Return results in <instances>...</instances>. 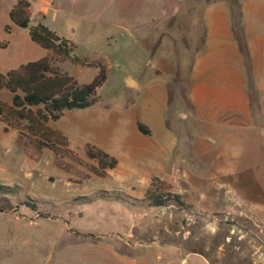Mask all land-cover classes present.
<instances>
[{
	"label": "rangeland",
	"instance_id": "rangeland-1",
	"mask_svg": "<svg viewBox=\"0 0 264 264\" xmlns=\"http://www.w3.org/2000/svg\"><path fill=\"white\" fill-rule=\"evenodd\" d=\"M16 1L0 0V72L52 54L11 21ZM31 1L34 16H42L40 6H49L46 24L71 39L77 55L102 63L106 80L95 104L50 121L67 134L77 155L76 161L62 158L73 173L57 164L49 148L41 159H31L18 130L5 131L0 118V184L7 187L0 190V264H65V257L97 255L111 244L130 256L139 252L154 261L149 264H222L217 259L227 258L229 264H264V235L257 233L254 214L234 205L242 202L239 208L250 209L264 189L263 183L238 181L239 160L245 162L240 148L247 150L251 165L244 173L255 181L260 169L254 165L264 163V150H257L263 139L239 128L236 119L227 123L217 102L212 114L198 112L190 86L195 63H210L213 79L207 80L216 99L227 88L230 97L239 98L241 75L253 86L251 51L260 31L254 0ZM259 19L264 30V12ZM55 65L81 84L101 69L70 60ZM227 78L229 87L220 85ZM12 97L7 88L0 90V99L11 102ZM138 122L151 134H144ZM89 145L121 163L106 177L94 174L91 168L98 162L87 156ZM128 176L149 181L133 184L143 199L156 187L181 194L184 203L170 200L153 207L130 198L123 188L129 191L131 185L122 183ZM102 189H119L135 207L95 198ZM29 199L37 202L36 209L24 203ZM242 250L246 254L237 263Z\"/></svg>",
	"mask_w": 264,
	"mask_h": 264
},
{
	"label": "trees",
	"instance_id": "trees-1",
	"mask_svg": "<svg viewBox=\"0 0 264 264\" xmlns=\"http://www.w3.org/2000/svg\"><path fill=\"white\" fill-rule=\"evenodd\" d=\"M9 16L14 24L28 29L32 40L51 49L52 54L0 72V90L7 88L13 93L11 102L0 99V118L5 123L4 130H18L19 141L31 159H41L45 148H49L56 154L57 164L73 173V166L63 162L62 158L70 157L76 161L77 155L70 146L68 136L61 129L53 127L50 121L59 120L66 110L95 104L98 101L97 92L106 80V69L102 63H92L77 55L71 39L61 36L45 22L35 21L31 0H17ZM6 29L7 32L10 30L9 24ZM65 60L92 64L101 69L92 81L81 84L74 75L55 65L56 61ZM138 127L144 134H151L145 123L138 122ZM87 156L97 160L98 164L91 168V172L101 177H106L107 170L118 164L116 156L96 145L88 146ZM3 188L7 187L0 184V190ZM111 194L102 190L95 197L109 198ZM88 198L84 196V199ZM144 200L153 207L164 206L170 200L184 203L181 194L166 193L156 187L148 189ZM24 203L34 209L38 207L33 199Z\"/></svg>",
	"mask_w": 264,
	"mask_h": 264
},
{
	"label": "crops",
	"instance_id": "crops-1",
	"mask_svg": "<svg viewBox=\"0 0 264 264\" xmlns=\"http://www.w3.org/2000/svg\"><path fill=\"white\" fill-rule=\"evenodd\" d=\"M33 6V4H32ZM48 7L47 5H42L39 8V13L42 14V16H34L35 21H43L46 23V20L49 17L48 13ZM264 12V8L262 9V3L260 0H254V23L256 25H259L260 31L256 32L254 34V46L252 48V68L254 69L253 73V86L249 87L247 85V80L246 77L244 76H239V85H238V96L235 98L230 97V88H227V93L220 95L217 99L214 96V89H213V84L207 80V79H213V77H208L210 74V69L209 65L210 63H195L192 64L190 71H191V77H190V86L192 88V96L193 100L196 103V109L198 112L201 114L205 115H210L213 113L214 108H215V103L221 105L217 109L220 114H222L224 117L227 119V123H231L232 119H236L234 121L238 122V127L245 129V130H253V134L257 136V138L263 139V142L260 143L258 146L257 150L261 151L264 150V30H261L260 26L262 23L260 22V19L262 14ZM263 27V25H262ZM203 73V76L201 75ZM132 83L137 85L136 81L132 79ZM222 80V79H221ZM212 81V80H211ZM220 85L224 87H229L230 84H228V78L220 81ZM253 90V99H251L250 94ZM226 92V90H224ZM223 92V93H224ZM238 102V103H237ZM232 105V106H231ZM231 110L233 111L231 114ZM197 112V113H198ZM222 112V113H221ZM231 119V120H230ZM236 122H233L236 124ZM65 133V132H64ZM66 134V133H65ZM67 135V134H66ZM69 138V137H68ZM241 152L239 153V158L244 156L245 162L239 160V177L238 181L239 183L242 182L243 184L246 182V185L252 184V183H263L264 184V163H255L254 166H257L260 170L255 171V181H251V175H245L244 169H251L249 166L250 162L248 160V157L244 149L240 148ZM244 153V155H243ZM118 159V164L121 163L119 158ZM248 162V163H247ZM263 175V176H261ZM260 176L263 177L260 179ZM144 184H149V181L144 179H132L131 176L127 177V182H122L123 184H130V190L128 191V188H123V190L126 191V194L130 196V198H137L140 200H144L141 194H136L134 192L135 186L133 184L139 183L140 181ZM105 191H109L113 194L109 198H102V199H114L116 200V203L118 201L125 202V206H128L127 208H134L135 206L132 204H127L126 200L128 201L127 198L122 197L123 195H120L118 190H108V189H102ZM115 195V196H114ZM84 196V195H82ZM87 196V195H85ZM97 197V196H96ZM95 197V198H96ZM254 200L252 201V207L245 208L239 206L242 205V202L234 204L237 205V208L241 211H251L254 216H255V221L256 225L258 226L257 228V233L258 235H264V189H261L259 194L255 195L253 198ZM94 200V198L92 199ZM91 201V200H90ZM251 205V204H248ZM230 208L226 207V209ZM230 213V212H229ZM259 229V230H258ZM256 233V234H257ZM146 246L149 245H159L160 243H145ZM139 245H144V243H133V247L137 248ZM114 246V245H113ZM112 244L110 246H106L103 250L100 251L99 254L93 255V256H85V255H80L76 257H65L63 258V261L65 264H149L153 263L154 261L150 260L149 258H146L145 256H140L139 252L136 254H131L133 256H130V254H125L116 249V247H113ZM254 245H252L253 247ZM246 252L242 250V252L237 253V258L234 259L236 262H240V259H243L245 256ZM219 260L222 264H229V259H217ZM62 261V262H63ZM237 262V263H238Z\"/></svg>",
	"mask_w": 264,
	"mask_h": 264
},
{
	"label": "water",
	"instance_id": "water-1",
	"mask_svg": "<svg viewBox=\"0 0 264 264\" xmlns=\"http://www.w3.org/2000/svg\"><path fill=\"white\" fill-rule=\"evenodd\" d=\"M127 82H129V83H132V80H131V78H128L127 80H126Z\"/></svg>",
	"mask_w": 264,
	"mask_h": 264
}]
</instances>
